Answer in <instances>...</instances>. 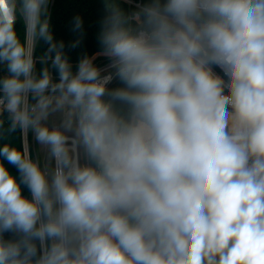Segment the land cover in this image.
Wrapping results in <instances>:
<instances>
[{
  "label": "clouds",
  "instance_id": "clouds-1",
  "mask_svg": "<svg viewBox=\"0 0 264 264\" xmlns=\"http://www.w3.org/2000/svg\"><path fill=\"white\" fill-rule=\"evenodd\" d=\"M50 2L0 0V264H264V0H104L75 65Z\"/></svg>",
  "mask_w": 264,
  "mask_h": 264
},
{
  "label": "trees",
  "instance_id": "trees-1",
  "mask_svg": "<svg viewBox=\"0 0 264 264\" xmlns=\"http://www.w3.org/2000/svg\"><path fill=\"white\" fill-rule=\"evenodd\" d=\"M136 2V0H133ZM147 2V0H144ZM123 7L126 10H132L134 5L123 3ZM50 25L56 40H64L66 45L75 39L79 38L78 33L71 31L73 18L79 15L83 20V40L76 49H66L67 54L70 56L71 61L75 65L78 59L84 55L91 56L101 51L99 43V33L101 31V21L107 15L105 10L104 0H54L50 2ZM17 29L23 34V25L18 23ZM46 46L41 43L37 48V55H39ZM107 59L99 57L95 63L98 66H102L107 63ZM39 67V65H38ZM119 86L114 83L110 87ZM15 140H19V134L14 137ZM11 167V166H9ZM15 173L16 170L13 168ZM24 194L28 195L27 189H24Z\"/></svg>",
  "mask_w": 264,
  "mask_h": 264
},
{
  "label": "rangeland",
  "instance_id": "rangeland-1",
  "mask_svg": "<svg viewBox=\"0 0 264 264\" xmlns=\"http://www.w3.org/2000/svg\"><path fill=\"white\" fill-rule=\"evenodd\" d=\"M29 140H30V143L32 144V149L34 152H36L38 146L35 144V142L32 140V136L31 134L29 135Z\"/></svg>",
  "mask_w": 264,
  "mask_h": 264
},
{
  "label": "built area",
  "instance_id": "built-area-1",
  "mask_svg": "<svg viewBox=\"0 0 264 264\" xmlns=\"http://www.w3.org/2000/svg\"><path fill=\"white\" fill-rule=\"evenodd\" d=\"M51 1H52V3H53L54 0H51ZM134 3H135V2L133 1V4H131V5H134ZM106 64H107V63L103 64V65L100 66V67H103V66L106 65ZM217 71H219V70L217 69Z\"/></svg>",
  "mask_w": 264,
  "mask_h": 264
}]
</instances>
